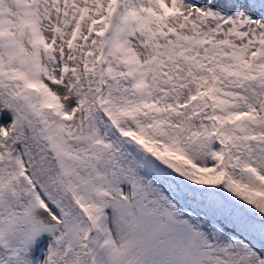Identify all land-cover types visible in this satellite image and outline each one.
<instances>
[{"label": "snow or ice", "instance_id": "snow-or-ice-1", "mask_svg": "<svg viewBox=\"0 0 264 264\" xmlns=\"http://www.w3.org/2000/svg\"><path fill=\"white\" fill-rule=\"evenodd\" d=\"M0 264H264V0H0Z\"/></svg>", "mask_w": 264, "mask_h": 264}]
</instances>
